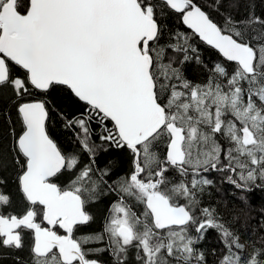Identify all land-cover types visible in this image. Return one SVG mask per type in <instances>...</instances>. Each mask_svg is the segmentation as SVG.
I'll return each instance as SVG.
<instances>
[{"label": "snow or ice", "instance_id": "1", "mask_svg": "<svg viewBox=\"0 0 264 264\" xmlns=\"http://www.w3.org/2000/svg\"><path fill=\"white\" fill-rule=\"evenodd\" d=\"M230 7L0 0V253L27 249L14 264H129L130 250L134 264H264V214L237 227L202 200L210 171L241 193L264 182V14L250 4L236 19ZM193 65L203 79L186 74ZM109 149L127 154V172L97 164ZM110 193L102 230L78 235Z\"/></svg>", "mask_w": 264, "mask_h": 264}, {"label": "trees", "instance_id": "2", "mask_svg": "<svg viewBox=\"0 0 264 264\" xmlns=\"http://www.w3.org/2000/svg\"><path fill=\"white\" fill-rule=\"evenodd\" d=\"M250 4L254 5L252 10L256 15L264 14V0H225L226 7L231 6L230 10L236 19H243L248 14ZM195 43L199 47L201 56L206 61L212 62L218 59V54L215 51L198 40ZM186 74L193 80L203 79V76L197 72L195 65L189 67ZM52 99L58 107L63 108L65 111L70 110V104L63 92H53ZM50 130L62 148L69 150L73 147L71 133L63 129L55 113L52 115ZM84 159L86 160L87 157ZM97 164L100 167L110 165L113 168V175L115 176L127 172L129 160L125 152L109 149L108 151L98 153ZM205 175L212 179L214 183L211 187L205 188L202 196L203 204L214 206L225 220L233 221L237 227H241V224L240 221L236 220V217H240V219L243 220L246 216L251 217L249 222L254 229L258 227L257 221H259L261 215L264 214V182H258L260 186L253 185L251 190L241 193L240 190L236 189L227 181L225 173L210 171ZM9 187L13 192L15 191L14 184L10 183ZM241 196L246 197V205L241 204ZM115 199L116 195L110 193L101 195L95 202H92L89 205V211L94 216V221L84 226L81 229V233H78V235L101 231L104 219L108 215V208ZM203 247L209 250L213 247H219L216 242L215 233L211 230L207 239L204 241ZM15 255L26 257L27 249L17 252L12 256H5L0 253V264H14ZM102 259L105 264H110L111 258L108 254H103ZM212 260L213 257L210 255V264ZM129 264H134V250H130Z\"/></svg>", "mask_w": 264, "mask_h": 264}, {"label": "water", "instance_id": "3", "mask_svg": "<svg viewBox=\"0 0 264 264\" xmlns=\"http://www.w3.org/2000/svg\"><path fill=\"white\" fill-rule=\"evenodd\" d=\"M202 43V42H201ZM203 44V43H202ZM205 45V44H204ZM205 46H207V45H205ZM208 47V46H207ZM208 48H210V47H208ZM211 49V48H210ZM213 50V49H212ZM213 51H215V50H213Z\"/></svg>", "mask_w": 264, "mask_h": 264}, {"label": "rangeland", "instance_id": "4", "mask_svg": "<svg viewBox=\"0 0 264 264\" xmlns=\"http://www.w3.org/2000/svg\"><path fill=\"white\" fill-rule=\"evenodd\" d=\"M243 205H246V202Z\"/></svg>", "mask_w": 264, "mask_h": 264}]
</instances>
